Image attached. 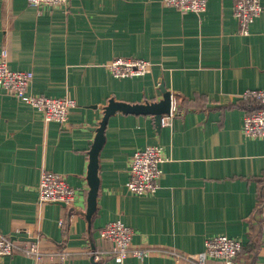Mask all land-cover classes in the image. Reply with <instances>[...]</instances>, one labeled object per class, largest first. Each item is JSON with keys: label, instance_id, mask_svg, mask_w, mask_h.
Here are the masks:
<instances>
[{"label": "crops", "instance_id": "obj_1", "mask_svg": "<svg viewBox=\"0 0 264 264\" xmlns=\"http://www.w3.org/2000/svg\"><path fill=\"white\" fill-rule=\"evenodd\" d=\"M262 10L239 32L233 0H207L200 13L161 0H70L65 8L0 0V51L11 69L33 73L28 91L70 97L64 122L0 87V233L18 244L37 239L44 259L63 264H187L172 252L194 254L207 238L241 241L238 264H264V138L245 137L247 89L264 88ZM148 61V71L115 77L114 57ZM176 111L156 127L151 114L108 116L98 152L95 214L86 218L88 151L109 99L157 101L160 83ZM157 145L165 157L155 192L126 189L133 151ZM65 177L70 204L38 199L40 173ZM119 219L132 244L160 249L142 259L115 261L98 229ZM94 252L100 257L95 259ZM215 264V262H210ZM0 264H33L21 251Z\"/></svg>", "mask_w": 264, "mask_h": 264}, {"label": "built area", "instance_id": "obj_2", "mask_svg": "<svg viewBox=\"0 0 264 264\" xmlns=\"http://www.w3.org/2000/svg\"><path fill=\"white\" fill-rule=\"evenodd\" d=\"M29 5L41 9L44 6L65 8L70 0H26ZM166 6H171L181 12L200 13L205 10L207 0H161ZM233 14L238 22L239 32L247 34L250 22L262 10L260 0H233ZM109 71L115 77H132L142 75L148 71V61L136 57H114L108 63ZM33 73L30 70L11 69L7 63V51H0V87L14 95L21 101L39 110L44 120L64 122L70 108L75 102L70 97H51L42 94H32L28 91ZM243 99L257 100L259 106L244 114L242 133L245 137L264 138V88L247 89L241 95ZM176 106L171 97L168 113L160 117V125L169 124L175 114ZM165 157L157 145H147L133 151L130 157L129 177L126 189L134 194L153 193L158 187V180L162 173V163ZM75 189L70 186L65 177L59 173L43 169L38 183V199L43 202L72 203ZM102 240L110 243L106 254L115 261H121L126 256L142 259L153 252L161 251L155 247L135 246L132 244V229L121 220L107 222L98 229ZM21 251L32 258L33 264H63L55 259H44L39 249L37 239L30 238L23 244H18L13 238L0 233V256L11 255ZM242 251L240 240L225 234H217L205 241L204 248L194 254L172 252L176 259L183 258L187 264H238L237 257ZM99 252L93 257L98 259Z\"/></svg>", "mask_w": 264, "mask_h": 264}, {"label": "water", "instance_id": "obj_3", "mask_svg": "<svg viewBox=\"0 0 264 264\" xmlns=\"http://www.w3.org/2000/svg\"><path fill=\"white\" fill-rule=\"evenodd\" d=\"M159 88L162 92V97L157 101H144L142 103H127L124 101H115L114 99H109L107 104L103 106V115L95 127V136L93 142L88 151L89 161L87 170V182H88V192L86 197V210L85 215L88 220H90L93 212L96 209L97 201V190H98V152L104 141V127L108 116L113 114L115 111H121L124 113H137V114H151L154 119L156 127L160 125V117L164 113H168L171 105V93L164 88L161 82Z\"/></svg>", "mask_w": 264, "mask_h": 264}, {"label": "trees", "instance_id": "obj_4", "mask_svg": "<svg viewBox=\"0 0 264 264\" xmlns=\"http://www.w3.org/2000/svg\"><path fill=\"white\" fill-rule=\"evenodd\" d=\"M244 100H245V103L247 102V107H248L247 112L259 106V103L257 100H254V99H244ZM257 182L259 184L258 206L264 207V177L262 179H258ZM251 248L252 247H249V246H242V249L244 250L251 249Z\"/></svg>", "mask_w": 264, "mask_h": 264}]
</instances>
